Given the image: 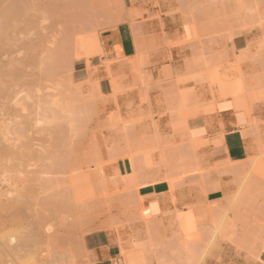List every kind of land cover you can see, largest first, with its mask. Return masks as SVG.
Here are the masks:
<instances>
[{
	"label": "rangeland",
	"instance_id": "1",
	"mask_svg": "<svg viewBox=\"0 0 264 264\" xmlns=\"http://www.w3.org/2000/svg\"><path fill=\"white\" fill-rule=\"evenodd\" d=\"M44 1L39 7L36 3L38 11L27 12L35 21L0 25V133L6 129L11 140L10 144L1 140L4 146L0 143V149L12 148L21 153L30 151L41 155L34 157L38 165L35 174L23 178L13 172L10 177L13 186L20 191L18 211L31 209L41 222L51 225L55 238L60 234L68 242L73 241V244L64 243L69 249L76 248L77 255L81 253V236L95 230H105L115 235L118 243H126L134 228L125 225L128 221H133L141 232L152 230L160 244L153 247L157 251L171 253L181 248V242L203 223L198 220L200 207L221 208L224 203L212 201L234 194V172L244 174L248 170V161L258 153L259 144L264 145V121L256 115L257 109L264 106V88H260L264 84V0H118L121 4L111 10L112 14L109 9L108 15L106 9L88 10L94 12L93 15L88 11L81 14L73 7L68 10V5L65 9L59 4L58 8L65 9L63 13L59 10L60 14L57 10L52 11L54 8H43L45 4L49 6ZM40 9L47 10L46 21L39 20L40 24H37L35 17L41 13ZM31 12H38L37 16ZM84 13H87V19H84ZM50 15L55 16L53 20ZM65 15L77 16L79 21ZM55 18H60V23ZM121 18H125L124 21ZM80 21L82 26L80 23L74 28ZM76 30L86 31L85 34L95 32L101 49L106 42H112L114 35L131 36L134 41V35L139 32L140 48H143L136 50L135 47V56L142 58L143 65L138 70H130L135 73L131 74L120 49L114 46L116 44L109 50H102L104 56L95 62L100 66L92 68L91 72L102 73L97 80L99 83L101 78L104 79L101 93L105 96L95 95L93 102L87 98L78 99L76 102L80 104L77 106L83 113L74 121L67 114L51 112L50 107H46L50 106L47 98L53 99L63 92L52 87L59 80L65 82L69 70L67 56L60 57L63 59L60 62L59 56L63 54L58 53L64 49L66 54L74 51V47L68 45L70 41L65 40L72 36L69 32L77 33ZM63 39L67 45L62 43ZM42 45H49V49L62 47L58 49L60 52L57 50L60 63L56 61L55 49H50V52L54 51L50 53L53 56L49 54L55 58V64H60L56 65L61 69L60 73L52 58L41 57L45 55ZM243 48L250 54L241 52ZM108 63L110 76L117 82V79L121 80V95L117 94L114 99L105 75ZM152 69L156 72L154 76L150 73ZM225 73L236 78L242 75L249 82L253 101L248 102L253 104L254 119L246 131L247 139L251 141V156L244 162L223 167L222 163L215 164L209 157L206 150L209 143L199 141L193 159L205 175L208 173L206 184L217 187V191H211L205 185L204 189L207 186L208 190L201 193L200 187L196 186L201 178L198 173H192L182 177L174 198L168 193L151 196L152 199L138 198L136 201L143 202L144 207H137L135 194L129 190L132 178L139 182L163 175L162 153L176 151L188 142L189 136L182 129L183 111L178 108L180 93L187 97L185 109L209 117L213 113L210 111L213 92L221 86V77ZM55 79L59 80L56 82ZM119 160L127 162L126 174L117 170ZM17 161L15 164L19 163ZM252 180L254 187L249 197L242 200L243 203L235 204L236 210L231 208L228 212L227 218L231 220L228 221L231 222L228 236L218 239L199 264H263L264 249L259 251L258 242L264 230L261 234L263 228L257 226L261 229L257 230L256 225L263 226L264 222V169L253 175ZM151 200H158L161 209L164 208L161 213H156L155 202L147 207ZM145 208H148L147 215ZM113 222L117 229L108 231ZM53 236L50 241L56 243L57 238L51 239ZM143 238L146 239L144 235ZM56 244L53 246L59 247ZM61 244L65 246L63 242ZM75 258H78L75 262L79 261L76 264L86 263H83V257Z\"/></svg>",
	"mask_w": 264,
	"mask_h": 264
},
{
	"label": "bare ground",
	"instance_id": "2",
	"mask_svg": "<svg viewBox=\"0 0 264 264\" xmlns=\"http://www.w3.org/2000/svg\"><path fill=\"white\" fill-rule=\"evenodd\" d=\"M40 2H43V0H0V25L2 24V25L7 26L10 23H18V24L20 23L21 25H23L22 23H24V22L27 23V21H30L31 19L33 20L34 19L33 15L32 14L29 15V14H27V12L32 11V10L38 11L39 8H37L36 5L39 4ZM44 2L49 4V6L45 4V6H43V8L46 6L50 7L51 9L54 8V10H52V11H55V12H56V10L57 11L60 10L61 12L64 10V12H65L66 8L69 10L70 7H73L75 9V11L77 10L79 13H81L83 11L86 12L88 10L95 11V10H102V9H106L105 10L106 12L109 11V9H110V12H111V10H115L114 8H116L117 4L118 5L121 4V3L120 4L118 3V0H45ZM41 4L43 5V3H41ZM41 4H39L38 7L41 6ZM59 4H62L61 5L62 8H65V5H68V7L66 6L65 9L61 10L62 8H58L60 6ZM63 4H64V7H63ZM50 8H48L47 10L50 11ZM73 8H72V10H73ZM40 11H41V13H40ZM40 11H39L40 14H38V16L36 15L38 12H36V13L31 12V13H33L34 15L37 16L35 18L36 19L38 18V22H39V20H41V21H43L42 23H44L46 21V13L47 12L46 11L43 12L41 9H40ZM61 12H60V14L63 13V12L62 13ZM88 12H91V11H88ZM72 13L73 12H71L70 14H72ZM87 13H84V16H86L84 19L88 18V16L85 15ZM93 13H92V15H93ZM110 14H112V12ZM107 15H108V12H107ZM66 16L69 17V19H72V20L75 19L77 22L79 21L78 17H77L78 13H77V16H74V17H72V15L71 16L65 15V17ZM94 16H97V15L95 14ZM50 17H51V15H50ZM129 17H131V16H129V14H128V18ZM53 18L51 17L50 20L51 19L53 20ZM125 18H126V16H125ZM121 19H123V18H121ZM124 19H123V21H124ZM129 19L131 20V18H129ZM129 19H127V20H129ZM55 20H58V22H59L60 18L59 19L55 18ZM63 20H65V19H63ZM72 20H70V21H72ZM34 21H35V19H34ZM81 21L79 23H76L74 28H76L77 24L80 25V23L82 26V22H85V21H82V22ZM118 21H120V20H118ZM49 22H51V21H49ZM58 22L55 21V23H57V24H58ZM52 23H53V21H52ZM37 24H40V22ZM45 24H48V22ZM71 24L73 25L74 23H71ZM52 25H54V24H52ZM6 26H4V27H6ZM14 26L16 27V24ZM41 26H42V24H41ZM42 27H46V26H42ZM74 28H72V29H74ZM41 29H43V28H41ZM135 30L133 32H135ZM138 30H137V32H138ZM78 31L79 30H76L75 32H77V33H73V34H72V31L69 32L68 35L71 34L72 36L71 37L68 36L71 39V40L68 39V41L66 39V35H65L66 33L64 34L65 39H66L65 41L67 43L70 41L68 43V45L70 44V46L74 47V51L71 53L66 54L65 53L66 51L64 49L61 51V52L64 51V53L66 54V55H64V53H61L59 51L62 49V47H61V49L58 48L59 50L55 49V48H50L53 50L55 49V51H56V52H54L51 50L52 52H50V49H49L50 46L49 45L52 46V42H49L50 44L48 43L49 45H47V46L42 45V47H41V49H43V47H44L43 50L45 53V55H43V56L41 55V57L45 56V57H48L49 59L52 58L53 62L55 61V58L52 56L55 53L57 56L56 61L59 60L60 57L62 58L63 56H65V57L67 56L66 57V60H67L66 64H68L67 66H69V70L67 69L68 75H66L64 73V75L67 76L66 77L67 79L65 82H62L59 79L64 77V76L59 77V79H57V80L55 79L56 82L58 80L59 81L56 84L54 82L55 86H52V87H54L55 91L57 90L58 92H60V91H63V92L61 93V96L58 94L60 97L56 96L54 94L56 97H59V98H56V97H54L53 99L47 98L48 99V100L46 99L47 103L49 102L50 104L48 103V105H50V106L47 105L48 107H46V108L49 109V107H50L51 112L53 110V111H57V112H60L63 114H67L68 115L67 117L69 119H72V120L78 118V116L83 113V111H81L83 109H81L80 107L77 106L79 101L78 102H76V101L78 99H81V98L86 99L87 98L93 102V100H92L93 97L95 95H100L96 86H94V84L96 82L92 83L94 80H97V78L95 79L94 77L99 72H97L98 70H96L95 71L96 74L91 73V70H93L91 60L93 59L94 56H98V57L102 56L103 52H104L101 49V46H100V43L98 40V36L95 34V32L85 34L86 31H84V30H83L84 33H80V31L78 33ZM138 33L136 35H134L136 50L143 48V47L140 48V44L142 43V41L141 40L139 41L140 38L138 39V36H139ZM65 41L63 39L62 43ZM66 42H65V44L67 45ZM139 42H141V43H139ZM142 46H143V44H142ZM249 46L250 45H248V47ZM56 47H58V46H56ZM57 50L60 52V53H58L59 55H62V54L63 55L59 56L57 54V52H58ZM246 51H247L246 48L241 49V52H243V53H245ZM53 52H54L53 55L50 54ZM247 52L249 53V51H247ZM247 52L245 54H248ZM49 54L52 56L49 57ZM58 56H59V58H58ZM134 57H136V59L134 58L135 63L133 61V64L129 65L130 70H133V69L138 70L143 65L141 57H139L138 55L134 56ZM61 58H60V60H61L60 62H62V60H63ZM79 59H82L85 61L86 68L90 71V74H89V77L86 81L81 82V83H75L72 81L70 71L73 72V70H72L73 62L75 60H79ZM56 61L54 62V64L56 63ZM57 62H59V61H57ZM63 62H65V58H64ZM107 62L108 61H106V63ZM110 62L111 61L109 60V63ZM59 63L55 64V68H57L59 73H60L61 69L59 70V67L56 66ZM109 63H108V66L106 65L107 70L105 69V73H106L105 75L109 79V84H110V88H111L110 95L114 99V97L117 94L120 93L119 95H121L122 87L120 84L121 83L120 78L117 79L119 81V82H117L115 80V78L110 76V72H109L110 70H108L109 69L108 68ZM41 65H42V63H41ZM95 68H98V67H95ZM63 69H64V67L62 68V70ZM63 71H61V73ZM237 71H238V69H237ZM54 72H55V70H54ZM238 73H239V71H238ZM57 74H58V72H56V75ZM61 75H63V74H61ZM111 75L114 76L115 74L111 73ZM114 77H116V75ZM62 79H64V78H62ZM248 83L249 82L246 81V79H244L242 77V75H240L236 78V77H234L233 74H230V73L223 74V76L221 77V86L218 87V89H216L213 92V99L214 100H213V103L211 105L210 111H214V103L217 100L230 99L233 103L235 110H241V111L245 112L246 116L249 119L248 120L249 124L251 125L254 118L252 119L253 104L250 105V103H249L250 102L249 100H252L250 98L252 95L250 94V90L248 89V86H249ZM54 84L52 82V85H54ZM87 84H89L88 85L89 88H87V91H86L85 86ZM52 87H49V88H52ZM260 88H264V84H261ZM116 98H117V96H116ZM46 100H45V103H46ZM80 101L82 104V101H84V100L82 99ZM86 101H88V100H86ZM83 104H86V103L83 102ZM91 104L92 103H90L89 105H91ZM36 106H39V105H36ZM80 106H82V105H80ZM187 106H188V104H187L186 95L183 93H180L179 107L178 108L180 111H183L182 129L185 133H187L189 131V127L187 124L188 119L198 117V114H196V112L194 110L189 111L188 109H185V108H187ZM251 106H252V108H251ZM72 124L73 123H71V126H72ZM247 133H248V131L243 132V136L246 139L248 138ZM187 138H188V142H186L184 145H182V147L178 148L176 151L162 153V161H161L160 167H161L162 171H163V169L165 170L163 175L156 176V177H153L151 179H144V180H141L139 182L138 181L136 182V180L134 178H132L131 184H129V190L131 189V192H133L135 194L134 200H135L137 207H142L143 202H140V200L138 202V201H136V199L141 198L144 200L146 198L142 194H139L140 188H143L145 186L154 185V184H157L159 182H164V183L168 184V192H166V194L168 193L167 195L170 198H174L176 196V194L179 192V188H180L179 185L182 184L181 183L182 177L184 175L186 176L187 174H192V173H198L199 174V176H200L199 178H201V182H200V184H198L196 186L200 187L201 193H203L205 191V189L208 190V187L211 188L213 186L212 184H210L211 185V187H210V185L206 184L205 180L208 179V177H207L208 173H207V175H205V173L202 172V170L198 167L197 163L193 159V154L196 152L197 146H199V144H198L199 141H194L190 137H187ZM1 140L3 142H7V143H9L11 141L10 138L8 137V132L6 131V129L4 132L2 131L0 133V141ZM12 142H13V140H12ZM2 145H0V148L2 147ZM17 151L15 149L12 150V148L10 150H8V149L5 150L3 148L0 149V264H76L77 262H79L78 260H77V262H75L76 261L75 259H78V258H75L77 256L83 257L84 258L83 263L86 262L85 264H89V261L86 260L87 254L85 255V251H84L85 249H83V247H82L83 245H82L81 241H80L79 245H80V249H81L82 254L80 253L79 255H77L78 251L77 252L75 251L76 248H74V250H72L71 248L69 249V246L67 245L69 243L71 244V242L73 244V241L68 242L69 240L67 238L60 236L59 233H58L59 235L56 233L61 238H65V239H63L64 241H61V238H59L61 241V242H59V239L57 236L56 238L59 242L58 243L56 238H55L54 232L53 233L51 232V225L48 226V224L41 222L39 220V218L37 217V215L33 211H30L31 209L28 208L29 210L26 212L18 211V207L16 205H18V203L21 199L20 191H19V189H17L16 187L13 186V183H12L13 180H11L10 177H12L13 172L16 173L18 176H22L23 178H29L30 175L35 174L36 168H38V165L35 164L36 162H34V161H36V159L38 157L40 158L41 155L38 156L39 152L38 153L36 152L38 155L35 154L37 157L35 159L34 158L35 155L33 154V152L29 151L28 153H25V152L21 153V152H19L20 150L18 152ZM256 151H258V153L252 159H250L248 161V170L244 174L240 173V172H238V173L234 172L236 175V181H235L236 189H235L234 194L224 195L222 198L212 201V202L224 203V205H222L224 207H222V206H220L221 208L215 207V206L214 207H200V209L198 210L200 218L198 220H200L203 223L197 226L198 230H194V232H192V233H194L193 235H190L189 238H187V239L183 240V242H181L182 245L180 244V246H179L181 248H178L171 253H166L163 250L157 251V249H155L153 247H156L157 244H159V243L156 242L157 240L154 237L152 230H146L145 232H141L140 230H138L136 228L137 225L134 224L133 221H128L127 224L125 223V225H127V227H129V228H131V227H134V228L130 232L131 235H130L129 239L126 237V240L128 239L127 242L121 243V244L119 243L120 244V251H119L120 252V257H119L120 261L117 264H199L200 260L202 258H205L204 257V256H206L205 252H207V250L210 247H212L213 244L218 239H222V238H225L226 236H228L226 234L230 230L229 224L231 225V222H228L231 220L229 218H227L229 210L231 208L235 209V206H236L235 204H239L242 202V200L249 197V194H250L252 188L254 187V185H253L254 181L252 180L253 175L257 174L258 172H261L264 169V145L259 144L258 150H256ZM18 157L19 158L21 157V159L23 158V161L20 160V161H22L21 164H20ZM15 160H18L19 163L15 164ZM173 163H175V164L173 165ZM222 164L224 167V166H229L232 163L230 164L229 160H228ZM189 178H191V177H189ZM191 179H193V177ZM186 181H187V179H186ZM207 183H208V181H207ZM211 183H213V182H211ZM205 185H207L208 187L206 186L204 189ZM198 187H194V188H198ZM212 190L217 191V187L211 188V191ZM23 194H24V192H23ZM23 194H22V196H24ZM153 195H154V193H153ZM22 199H24V198H22ZM73 203H75V202H73ZM19 204H21V203H19ZM216 206H218V204ZM73 209L76 210V207H74ZM147 209L148 208H145L146 215L148 212ZM113 224H115V223L114 222L112 223V226H110L109 229H107L108 231L111 230L113 232L114 229H117L116 225L114 226ZM262 224H263V226H260L261 224L259 225V223H258V225H256L257 230L260 229L261 227L263 228L262 230L260 229L261 230L260 233L264 230V222H262ZM125 225L123 227H126ZM257 226H259L260 228ZM53 229H55V228H53ZM63 230H65V229H63ZM58 231L59 230H57V232ZM116 231H114V232H116ZM65 232H66V230H65ZM67 232L69 233V231H67ZM51 233L54 235L51 239L53 240L55 238L54 240H56V243H58V244L50 241V237L52 236ZM65 235H66V233H65ZM110 235H111V233H110ZM143 235L146 237L145 240L143 238ZM66 236H69V235L67 234ZM83 236L84 235L81 236V239ZM117 239H118V241H120L119 238H117ZM70 240H71V237H70ZM50 242L58 245L59 247H54L53 246L54 244L52 245ZM62 242H63V245L65 244V246H63L65 248L62 247V244H61ZM64 242H68V243L66 244ZM258 243H259V251L263 250L264 249V235H263V237H261L259 239ZM66 245H67V247H66ZM158 246H160V244ZM74 252L76 253V256H75ZM80 260H82V258H80ZM202 261H203V259H202Z\"/></svg>",
	"mask_w": 264,
	"mask_h": 264
},
{
	"label": "crops",
	"instance_id": "3",
	"mask_svg": "<svg viewBox=\"0 0 264 264\" xmlns=\"http://www.w3.org/2000/svg\"><path fill=\"white\" fill-rule=\"evenodd\" d=\"M111 39L112 42L110 44L106 42V44L102 46V50H109L111 46L116 44L114 46L120 49L122 57L126 59L128 71L131 74H135L129 69V65L133 64V61L135 63L134 56L136 55V50L133 38L131 36L122 38L120 35H118V37L114 35ZM96 61H100L98 56H94L91 60L92 68L100 66L95 63ZM72 67L73 72H71V78L73 82L81 83L88 79L89 70L86 68L84 60H75ZM91 73L96 74V72ZM150 73L151 76L156 75L154 69H152ZM98 74L94 77L95 79L101 76V73ZM103 82L104 79L101 78L99 83L97 80L94 84L100 95H103L101 93V84ZM256 115L264 121V106L257 109ZM248 120L245 112L234 109L230 99H221L214 103V111L211 116H198L188 119L187 124L189 131L187 135L194 141H207L209 143L206 150L215 164L225 163L228 160L230 164H236L246 161L251 156L250 138L246 139L243 136V132L248 129ZM116 167L120 174H126L128 171L127 162L123 160H119ZM167 185V183L159 182L154 185L146 186L140 188L139 194H141L140 191L143 190L144 193L142 195L145 197H158L167 192ZM153 202L157 203L158 206V211L156 213L163 211L164 208L161 209L158 200L149 201L147 207ZM81 243L83 249H85V255L87 254V257H85L87 258L86 260L89 261V264H117L120 261V244L116 241L115 235H110V233L105 230H95L86 233L82 237ZM263 254L264 250L262 251V255Z\"/></svg>",
	"mask_w": 264,
	"mask_h": 264
}]
</instances>
